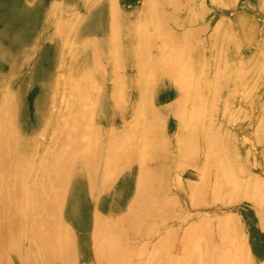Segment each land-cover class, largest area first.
<instances>
[{"label":"bare ground","instance_id":"6f19581e","mask_svg":"<svg viewBox=\"0 0 264 264\" xmlns=\"http://www.w3.org/2000/svg\"><path fill=\"white\" fill-rule=\"evenodd\" d=\"M172 152L264 166V0H0V262L167 263L161 212L111 243Z\"/></svg>","mask_w":264,"mask_h":264},{"label":"rangeland","instance_id":"374dc122","mask_svg":"<svg viewBox=\"0 0 264 264\" xmlns=\"http://www.w3.org/2000/svg\"><path fill=\"white\" fill-rule=\"evenodd\" d=\"M220 132L222 136L225 135L224 129L220 130ZM203 133L205 137H208L211 135L212 129L205 128ZM247 156H248V162L243 164L242 172H238V174H236L235 177H233L231 174L225 175V171H224L225 169L222 168L225 166L221 167L219 165H215V164L213 165L212 163H211L212 165L210 164V166L212 167L211 172L213 175H211V172L209 170L210 175L208 177V174L206 175L207 172L203 173V170L197 165L199 163V155L192 156L188 152L184 157L183 156L177 157V154L172 152L171 160H169V170L159 172V171H156V169L153 167L154 169H152V171H149L148 177H147L148 184H147V187L144 189L146 194L145 193L141 194V189H140L141 197L138 199V203L134 205V208H132L131 213L121 214L120 216L121 218H118V221L122 225L118 224V226H113L114 229L112 227L114 231V236H113L111 244H114V247H121L122 245H124L125 241H122L121 239V237H123L124 231H127V232L132 231L134 234H132L131 236L132 239H130L129 243L131 245L137 244L138 243L137 241L139 238L137 236V232L144 229V224H143L144 221L142 220L146 219L145 223H147L148 225L150 224L149 219L154 220L155 215L161 212L158 217L156 215L157 218H155L154 222L151 221V223H153L154 225L152 224H150V226L148 225V227L152 226L151 228H149V230L152 229L151 231H155L157 229L159 230L161 226H162L161 229H163V238L160 239L158 237L156 238V241H153L155 240V237L154 235H151V240L153 239L152 245H154V247H156L157 249L156 251L157 258H155L156 260L161 259L163 263L167 261V263H164V264H177V263L183 264V262L184 264H189V263L191 264L193 262H194L193 264H200V262L203 263L207 260L205 258H208L209 261L212 262V264H224V263L235 264L237 260H238V264H259V263L264 264V231H263V228H264L263 226L264 224L263 223L264 222V166L260 164L259 160L258 161L256 160L257 157H253L252 155H247ZM249 158L253 160L254 158L256 159L254 163L250 164ZM183 163H187L189 164V166H192V167H190L189 169L187 168L189 166H187L186 164L184 165L185 166L184 167L182 166ZM216 166L217 167L219 166V167L217 168ZM196 167H197V170H195ZM183 169L186 170V172L185 171L183 172L182 171ZM216 170L218 171V174ZM219 170L222 172H219ZM256 173L258 174L257 178L255 177ZM252 174L255 175L254 177L256 178V181ZM210 176H212V178H210ZM219 178H220V181H219ZM179 179H183L184 181L183 180L182 181L186 184H184ZM211 180H212V183H211ZM191 181L192 183L195 184V186L194 184L191 183ZM194 181H196V183ZM250 181H252V184ZM188 182L193 187L189 188L190 184ZM113 184L114 183L109 185L106 189L108 190L114 189L115 184L114 186H112ZM149 185L152 187H150ZM199 185L201 186L199 187ZM178 186H180V188ZM205 186L206 188L204 189ZM197 187H199L200 189L198 188L197 190L196 189ZM167 189L169 190V194L168 192H166ZM196 190L199 192H197ZM195 192L198 194H196ZM202 192H205L207 194V197H205L206 194ZM219 192H220L219 195L221 196H222L221 192H224L223 197L217 196ZM238 192H239V198H238ZM201 195H202V198L204 196V200H203L204 202H202L201 199H198L201 197ZM196 198L197 200H195ZM206 198L210 204L206 203L204 205ZM174 200L176 203L174 202ZM196 201L201 202L199 203V205L201 204L202 206L201 205L199 206L197 204L198 202ZM214 201L215 202L220 201V202L214 204L213 203ZM173 206L174 208H172ZM168 207H170V209ZM184 207H185V210L183 209ZM171 209L174 210V212ZM156 211L157 213L154 215L153 213H155ZM170 211H172V213ZM132 213L134 215H131ZM236 213L238 215L234 216V214ZM226 217L228 218L226 219ZM233 217L235 218L233 219ZM105 218L106 216L103 215L102 219L104 220ZM128 219L130 221L129 223H128ZM208 219L209 220L212 219L214 221V224L212 223V220L210 221L211 222L210 224ZM220 220L223 223H225L224 226ZM202 221H205V223L208 222L207 227L206 225L204 227V222ZM195 224L197 225L195 226ZM209 224L210 225L213 224L214 227L213 225H212L213 228L210 227ZM190 225H191V228H193L192 226H195L193 228L194 230L191 231L189 229H186ZM180 228H183V230H180ZM176 229L177 231H181V232H177ZM206 229H208V232L206 231ZM202 230H204L205 233H208V235H209V232L211 231L214 232L215 234L213 233V235L211 234L208 236L207 234L204 235L203 233L202 235L201 233L200 235L199 233ZM218 230L222 231L221 232L222 234L225 232L223 234L224 237H222V234L218 233L220 232ZM170 231H171V234L174 232L173 236L170 234L171 239H174V240H170L169 238L170 236H168L169 234L168 232ZM187 231H191V232H187ZM193 231L195 233H192ZM187 233H190V234H187ZM184 235H186V237H184ZM176 236H177V239H176ZM190 236H192V238L189 240ZM187 237H188V240H187ZM214 238L216 239V241ZM166 239H168V241H166ZM183 241H186V242L184 243ZM161 242L165 245L163 246H161L162 244L159 245ZM177 242L179 243L181 242L186 245L183 246V244L181 243H180L181 245H179V243ZM203 242H205L206 244ZM188 243L190 245H188ZM202 243L204 246L202 245ZM217 243H219V246ZM167 244H170L172 247L170 245L168 247ZM192 244L194 245V247H192L193 246ZM175 245H178L179 247ZM189 246L191 247V250H188V251H190L191 253L187 255L188 251L186 250V247L187 249H190L188 248ZM224 246L226 249L224 248ZM237 247L238 249H236ZM178 248H179V251H178ZM166 249L169 252H166L165 251ZM204 249L206 252V256L204 255L205 254ZM216 249L217 251L219 249L218 253ZM174 250H176V252ZM177 251L178 253H181V254L179 255ZM177 254L178 256H176L177 257L176 258L174 255H177ZM237 254H238V257L236 256ZM168 255L170 256L168 257ZM188 257H190V259ZM193 257L195 258L196 261L194 259L192 260ZM172 258L174 259L176 258L177 259L176 262L175 261L173 262L174 259ZM0 263L4 264L2 262ZM206 263L209 264L208 261H206Z\"/></svg>","mask_w":264,"mask_h":264}]
</instances>
